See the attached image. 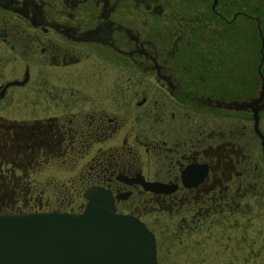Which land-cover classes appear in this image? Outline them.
Returning <instances> with one entry per match:
<instances>
[{"label":"flooded vegetation","instance_id":"flooded-vegetation-1","mask_svg":"<svg viewBox=\"0 0 264 264\" xmlns=\"http://www.w3.org/2000/svg\"><path fill=\"white\" fill-rule=\"evenodd\" d=\"M7 105L0 212H78L101 189L156 264L198 256L209 218L238 229L264 190V0H0Z\"/></svg>","mask_w":264,"mask_h":264},{"label":"water","instance_id":"water-1","mask_svg":"<svg viewBox=\"0 0 264 264\" xmlns=\"http://www.w3.org/2000/svg\"><path fill=\"white\" fill-rule=\"evenodd\" d=\"M83 195L78 212H0V264H156L142 221L115 212L106 191Z\"/></svg>","mask_w":264,"mask_h":264},{"label":"rangeland","instance_id":"rangeland-1","mask_svg":"<svg viewBox=\"0 0 264 264\" xmlns=\"http://www.w3.org/2000/svg\"><path fill=\"white\" fill-rule=\"evenodd\" d=\"M17 111L10 105L0 108V114L7 116L19 114L16 113ZM46 173L49 176L53 173L60 175V170H44L42 175H47ZM258 175V179L264 181V172ZM55 187L60 188V185L56 184ZM262 192L253 194L255 192L252 191V196L241 198L240 208L238 207V220H240L238 229L223 230L220 222L209 218L207 231L205 230V233L201 231L200 234L201 254L198 256L183 255L181 249L170 245L161 250L159 264H230V260H233V264H244L242 255L245 254L253 255L254 260L251 264H264V190ZM41 194L43 197L50 196L51 200L52 196H54L53 199L60 196V190ZM246 201L247 204H243ZM236 248L238 252L234 251ZM248 263L250 261L245 264Z\"/></svg>","mask_w":264,"mask_h":264},{"label":"trees","instance_id":"trees-1","mask_svg":"<svg viewBox=\"0 0 264 264\" xmlns=\"http://www.w3.org/2000/svg\"><path fill=\"white\" fill-rule=\"evenodd\" d=\"M244 230V229H243ZM253 255H251V254H249V255H242V257H243V262H244V264L246 263V262H248V261H250V263H248V264H251V262L254 260V259H252L253 257H252ZM257 257V256H256ZM258 258H259V256H258ZM257 258V259H258ZM255 261H256V258H255ZM230 262L233 264V260H230ZM230 263V264H231ZM227 264V263H226Z\"/></svg>","mask_w":264,"mask_h":264}]
</instances>
